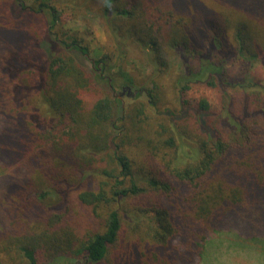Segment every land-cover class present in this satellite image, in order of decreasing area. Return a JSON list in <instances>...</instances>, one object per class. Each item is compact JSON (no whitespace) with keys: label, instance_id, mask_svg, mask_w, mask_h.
I'll use <instances>...</instances> for the list:
<instances>
[{"label":"trees","instance_id":"1","mask_svg":"<svg viewBox=\"0 0 264 264\" xmlns=\"http://www.w3.org/2000/svg\"><path fill=\"white\" fill-rule=\"evenodd\" d=\"M26 1L0 0V261L121 264L123 247L136 264L264 261V0H62L101 19L113 50L90 70L108 89L62 9ZM134 44L151 87L123 73ZM170 66L173 112L156 106ZM116 80L148 102L122 106ZM195 85L217 99H188Z\"/></svg>","mask_w":264,"mask_h":264},{"label":"rangeland","instance_id":"2","mask_svg":"<svg viewBox=\"0 0 264 264\" xmlns=\"http://www.w3.org/2000/svg\"><path fill=\"white\" fill-rule=\"evenodd\" d=\"M37 0H28L25 2V5L31 6L33 4V6L36 5ZM44 1L46 3H52V4H56V6H59L60 9H62V11H57L58 16L63 17V24L62 27L64 29H68L69 31H72V33H76L78 37H80V39H82L84 41V44L89 46L90 49V54L86 59L84 58V55H80L77 52H74L73 54L77 57L78 61L83 65L84 70L90 75L91 71L90 69H92L93 67V59H100L102 54H111L112 52V42L110 40V38L108 37V35L105 32V27L103 26L101 19L99 18V16H97V14H95L94 12H89L88 10H83V11H75L76 15H73L75 17L72 16V10H70L69 8H67V6L64 4V1L62 0H41ZM25 13H21L20 18L18 19V22L20 24H24L27 23V21H31L28 20L27 17H25V15H28L26 11H24ZM84 58V59H83ZM121 65L123 67V73L126 72L125 74H129L130 76L134 77V78H138L140 77V82L138 85H142L144 82H146L145 86L151 87L152 83L149 82L148 80L145 79L146 75L151 72L152 68L151 66H149L146 62V55L143 49H141L138 45H129L127 47V50L125 51V56L124 59L121 61ZM237 65L233 66L231 68V70H237ZM260 71V69H258ZM91 71V72H90ZM115 74H113V76H120V74H116V72H114ZM177 73V69L172 68V66H170L169 69H167L161 76H158V85H159V98L157 99V103L156 106L159 110H164L166 108H169L172 110V112L174 110H177V92L176 89L174 88V84H173V80L175 79L174 75ZM92 75V74H91ZM95 70L93 72V76H94V86L95 88H103V89H108L107 88V81L106 78L110 75L109 72H107L106 70L103 71V73L101 74V76H103V78L100 80L97 78V76L95 77ZM127 75V76H129ZM125 78V76H124ZM119 82L116 80L115 82V87L116 89H114V93H115V98L118 99V101L120 102V104L123 105H127L129 103H133V102H137V101H147L146 100V96L145 93H142L140 98H135V94H126V92H121V87L124 86H128L124 80H121V85L119 84ZM117 85L119 87H117ZM132 90H135V88H131ZM122 93L121 95H118V93ZM97 96V92L95 90H93L90 94V96ZM207 97L210 100H216L217 98L215 97V93L213 91H211L210 89H206L204 88V86H198L195 85L191 90L188 91V94L186 95V97L188 99H194L197 100L198 98L201 97ZM148 114L151 116V113L148 112ZM157 120H152L147 119L145 120V126L149 129V131H155L157 129H159V127L156 125L157 123H155ZM102 164H104L103 161H99L96 166L100 167L102 166ZM20 165H22V163L20 161H16L15 165H13L14 167H11V169H16V168H22L20 167ZM2 170V169H1ZM0 170V173H1ZM83 187H87V188H94L96 189L98 187L97 185V179L96 178H91V176L89 175L88 179H84L83 180ZM70 196H72V199L77 207V209L79 210H84L85 208H83L82 206L76 204L77 203V199L75 197L76 195V191H71L69 193ZM155 215L153 212L149 211L147 216H153ZM88 218L91 217L90 215H87ZM120 247H118L116 249V253H120L121 250H119ZM122 248V247H121ZM113 251V250H112ZM112 251H110L112 253ZM123 252V257L120 259L121 261H119L121 264H136V261L132 259V256L129 254V251L127 250V248L123 247L122 249ZM246 257V258H245ZM244 258L242 257H238L235 258L232 261H237L240 264H248L251 261H256L255 255L250 253L249 255L245 256ZM126 258L129 259V261H126L125 263H122V259ZM111 261H115L114 259L112 260L111 258H108V261H105V263H99V264H108ZM8 262V261H7ZM81 262V261H80ZM0 264H6V261H0Z\"/></svg>","mask_w":264,"mask_h":264},{"label":"water","instance_id":"3","mask_svg":"<svg viewBox=\"0 0 264 264\" xmlns=\"http://www.w3.org/2000/svg\"><path fill=\"white\" fill-rule=\"evenodd\" d=\"M125 91H128V94H129L131 92L130 87L129 86H125L121 92L124 93ZM136 92H137L136 90H133L132 94H135Z\"/></svg>","mask_w":264,"mask_h":264},{"label":"crops","instance_id":"4","mask_svg":"<svg viewBox=\"0 0 264 264\" xmlns=\"http://www.w3.org/2000/svg\"><path fill=\"white\" fill-rule=\"evenodd\" d=\"M235 264H240L239 262L237 261H234ZM248 264H264V261H251L249 262Z\"/></svg>","mask_w":264,"mask_h":264},{"label":"flooded vegetation","instance_id":"5","mask_svg":"<svg viewBox=\"0 0 264 264\" xmlns=\"http://www.w3.org/2000/svg\"><path fill=\"white\" fill-rule=\"evenodd\" d=\"M125 86H122L121 87V90H123V88H124ZM126 92V94H128V91H125ZM122 93L120 92V93H118V95H121ZM129 94H132V91L129 93Z\"/></svg>","mask_w":264,"mask_h":264}]
</instances>
